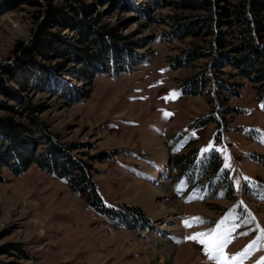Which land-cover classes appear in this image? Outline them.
Segmentation results:
<instances>
[{
	"label": "rangeland",
	"instance_id": "1",
	"mask_svg": "<svg viewBox=\"0 0 264 264\" xmlns=\"http://www.w3.org/2000/svg\"><path fill=\"white\" fill-rule=\"evenodd\" d=\"M212 1L230 9L240 0ZM78 3L90 15L87 42L81 45L79 27L67 22L53 24V33L81 54L47 59L32 52L23 64L41 81L29 82V71L21 77L7 71L36 33L39 8L0 0V117L21 124L36 117L54 142L34 132L5 140L0 264H216L186 237L217 225L230 238L229 258L256 241L236 264H257L264 257V78L246 77L228 58L198 56V49H213L218 32L226 43L215 51L239 56L238 28L221 20L212 34L180 30L173 17L207 13L185 0ZM103 29L119 36L112 42L120 53L106 39L102 49ZM85 55L95 66L81 63ZM210 71L237 93L226 91L223 99L205 77ZM199 80L200 95L184 93L182 86L192 89ZM210 116L216 120L203 125ZM27 140L30 156L18 144ZM31 156L50 161L53 170L36 162L27 167ZM59 163L89 178L100 199L88 200L87 182L81 187L55 173ZM194 217L203 222L185 227Z\"/></svg>",
	"mask_w": 264,
	"mask_h": 264
},
{
	"label": "trees",
	"instance_id": "2",
	"mask_svg": "<svg viewBox=\"0 0 264 264\" xmlns=\"http://www.w3.org/2000/svg\"><path fill=\"white\" fill-rule=\"evenodd\" d=\"M14 1L15 3H27L30 6H35L39 8V11L37 10V16L35 15V19L38 21V28L32 40H30L28 43H22L19 47V50L21 51L19 54V59L21 61L20 63H18V66L13 67V69H10L9 72L7 71L8 74L15 73L21 77L23 71L25 73L26 71H29L27 72V74L29 75V82H34L36 78L37 82H39L41 81L40 75L32 73V71H30L29 68L25 67L23 64V62L27 61L30 58V54L32 52H36V50H39L40 55L46 57L47 59L57 58V56H67L68 58L75 60V58H77L75 56L76 53L81 54L80 49H78L79 52H77L78 50H75V48L72 47L71 44L67 45L66 40H59V37L53 33V29L54 25L58 24L59 22L61 24L67 22L68 24L74 25L75 27L78 26L79 28L77 30L81 33H79L81 35L80 44L82 45L83 43L87 42L88 39L85 40L84 38L85 33H88L91 28L88 29L86 27V17L84 16H88L89 12L87 11L88 9L85 8V4L79 5L78 0H64L65 4L59 6H53L51 0H8V3H14ZM153 2H156V0H153ZM185 3L192 6V9L194 8L195 10H206L207 13L190 17H173L174 23H177L179 25L180 30L188 31L191 34L199 32V30L201 29H207L206 34H212V32H215L214 29H211L212 27H214V22H220L221 20H228L230 21L231 26L233 28H238L236 32L238 33L240 40L238 45L235 46L234 49L239 53V56L230 57V55L226 51H215L217 47L224 48L226 43V37L223 35V32H218L217 39H215V41H212L211 48L213 49L207 51L198 49L199 57L213 56V58H215L217 62L223 58H228V60H230V62L233 66H235V68L242 69L245 72L246 77H251V75L258 74L262 78H264V0H240L237 3L231 4L230 9H227L225 7H218V9H216V7H214L216 6V3L212 0H185ZM43 7H45V9L42 11ZM89 18L92 19L91 17ZM92 25L95 26L93 23ZM92 30L93 28L90 31L91 33L93 32ZM102 31L104 35L102 32L98 33V39H101L103 42V44H101L102 49L105 48L104 50H106L107 47H105V45L108 41L109 43L113 44V50L116 51V54L120 53L121 51L117 52L118 48L116 43L112 42L115 38L119 37L116 32H114L113 29H103ZM105 35H108L110 37L107 39L106 37H104ZM105 39L107 41H105ZM98 43H100V41ZM31 46L32 48H30ZM28 48L30 49L28 50ZM126 52L127 54L129 53V51ZM88 58L90 57L85 55L84 59L81 60V63L88 65L87 63L91 64L92 62V64H94L95 66L96 61L89 62ZM36 69L38 70V72H41V70H43L39 69L38 67L35 68V70ZM18 75H16L15 77L17 78ZM205 77L209 79L210 83L214 86V88H218V92L220 93V96L223 97V99L225 97L224 94L226 91L230 93H237L232 86L233 84L228 82L225 85V81L222 80L218 76V74H215L210 71L205 75ZM256 81L259 82L258 80H254L253 82ZM201 83L203 82H200V80L197 81L196 83H194L195 85L192 89H188L187 87L182 86L184 93L200 95L202 93L200 91ZM224 85L226 87H223ZM259 97L264 105V90H260ZM223 103H225L224 100ZM26 107L27 110L30 111V114H33L34 110L30 102L26 103ZM219 109H221L222 113L226 111L225 109H222V107ZM230 112L236 113V111L234 110ZM29 118L30 123L21 124L13 117H0V135L1 137H4L3 139L0 138V152L5 148V140H8V138L14 140L15 138L13 136H16L17 138L18 135L24 133H40L43 136L42 138L44 140H49L50 142H53L50 140L52 137L50 136V133L46 132L48 131V129L44 125V123L38 120L36 117H32L31 115H29ZM213 120H216V117L210 116L209 118H206V120L203 119L202 123L204 125L209 122H212ZM17 140L20 141L19 139ZM15 143L14 146L16 145ZM28 143L29 141L27 140L26 142L21 141L18 144L22 146L25 152L28 151V154L30 153V156L32 154V151H29V148L25 149V145ZM52 144H54V142ZM24 151L21 150L20 153ZM18 155L19 153L17 154V156ZM43 159L44 158H40L37 156H31L28 158V160H26V166L29 167L33 162H36L40 167L52 171L53 169H51V166L49 165L50 161L48 163H45V161L47 162V160ZM186 164H183V168ZM71 170L72 169L64 163L57 164L54 169L55 173H57L62 178H67L70 180L72 178L73 181H76L78 183V186L82 187V184L87 182V184H85V190L86 195L88 194V192H90L87 195L88 200L93 201V199H95L93 202L99 200L100 198L96 193V187L93 182L89 178H86L85 175L75 174L76 172H73L74 170ZM73 183L74 182H72V184ZM224 184H226L227 186L230 185L228 181L224 182ZM111 214L113 215V213Z\"/></svg>",
	"mask_w": 264,
	"mask_h": 264
},
{
	"label": "snow or ice",
	"instance_id": "3",
	"mask_svg": "<svg viewBox=\"0 0 264 264\" xmlns=\"http://www.w3.org/2000/svg\"><path fill=\"white\" fill-rule=\"evenodd\" d=\"M176 93L170 94V96H175ZM264 107V105H262ZM165 115H169L166 113ZM209 148H205L203 151L207 152ZM225 167H230V164L226 163ZM247 179V177L245 178ZM239 183V181H237ZM203 221L199 217H194L191 220H185V227L193 226V223H202ZM188 240H193L199 242L204 246L205 254L208 256L209 260L216 261V264H236L238 260H242L249 254L250 249L256 246V241H253L252 244L248 245L247 248L244 249L239 254L233 255L231 258L225 253V248L229 243L228 237H225L223 233L220 231V226L217 225V228L212 229L208 232H197L191 236L186 237ZM257 264H264V257H262Z\"/></svg>",
	"mask_w": 264,
	"mask_h": 264
},
{
	"label": "bare ground",
	"instance_id": "4",
	"mask_svg": "<svg viewBox=\"0 0 264 264\" xmlns=\"http://www.w3.org/2000/svg\"><path fill=\"white\" fill-rule=\"evenodd\" d=\"M169 247H171V246H169ZM168 248V247H167Z\"/></svg>",
	"mask_w": 264,
	"mask_h": 264
}]
</instances>
